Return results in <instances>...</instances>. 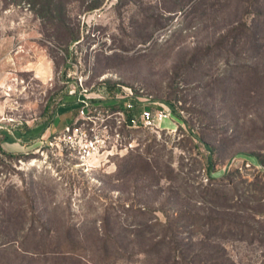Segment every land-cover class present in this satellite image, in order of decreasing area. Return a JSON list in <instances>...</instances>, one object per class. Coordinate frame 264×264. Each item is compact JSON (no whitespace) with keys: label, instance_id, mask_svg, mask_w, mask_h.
Instances as JSON below:
<instances>
[{"label":"rangeland","instance_id":"1","mask_svg":"<svg viewBox=\"0 0 264 264\" xmlns=\"http://www.w3.org/2000/svg\"><path fill=\"white\" fill-rule=\"evenodd\" d=\"M60 1L0 0V264H264V0ZM125 87L175 123L84 166L77 100Z\"/></svg>","mask_w":264,"mask_h":264},{"label":"built area","instance_id":"2","mask_svg":"<svg viewBox=\"0 0 264 264\" xmlns=\"http://www.w3.org/2000/svg\"><path fill=\"white\" fill-rule=\"evenodd\" d=\"M116 94L119 105L113 108L102 107L85 97L79 98L78 114L65 126L66 144L78 154L84 166L101 151L113 146L118 149L128 147L130 142L125 138L128 131L169 130L176 121L174 110L167 102H159L143 89L125 87Z\"/></svg>","mask_w":264,"mask_h":264},{"label":"trees","instance_id":"3","mask_svg":"<svg viewBox=\"0 0 264 264\" xmlns=\"http://www.w3.org/2000/svg\"><path fill=\"white\" fill-rule=\"evenodd\" d=\"M6 3H21V2H27L30 4V7L35 10V12L43 17L46 15H53L55 13L60 12L61 7H62V2L60 0H3ZM100 1H95L90 5V9H96L100 7ZM168 11H172L171 9H168ZM59 14V13H58ZM78 39L76 37H72V41H77ZM109 91L113 92L116 90V85L110 86ZM175 111V108L173 104L167 102ZM9 142H14L13 138L9 136Z\"/></svg>","mask_w":264,"mask_h":264}]
</instances>
